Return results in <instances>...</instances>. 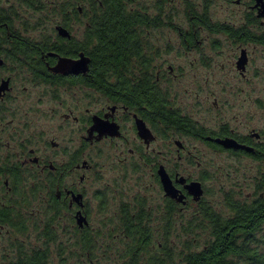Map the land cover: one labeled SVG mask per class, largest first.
Listing matches in <instances>:
<instances>
[{
	"label": "rangeland",
	"instance_id": "374dc122",
	"mask_svg": "<svg viewBox=\"0 0 264 264\" xmlns=\"http://www.w3.org/2000/svg\"><path fill=\"white\" fill-rule=\"evenodd\" d=\"M68 1L0 0V8L7 10L21 34L42 41L56 35V25L63 21ZM130 7L147 9L152 16L161 13L165 20L159 26L144 27L142 38L147 55L154 58V78L159 77L160 90L170 105L210 131L227 127L238 136L251 138L254 144H263L264 44L235 41L208 29L198 31L189 42L180 34V30L189 28V14L202 12L204 7H208L213 22L235 28L248 25V18L254 15L249 2L135 0ZM72 24L74 36L81 39L86 19ZM244 48L249 59L242 74L237 61ZM17 84L12 103L19 110L18 117L0 124L5 143L0 156L6 158L19 150L13 140L14 131L25 129L33 136L39 156L48 155L57 164H70L76 158L79 162L87 160L91 167L75 175L69 172L64 186L76 183L83 189L90 225L81 231L69 213L60 218L49 212V188L41 185L22 210L29 230L19 233L11 227H0V264L16 260L20 246L26 251L47 250L49 264H126L131 242L125 235L122 210L127 207L136 211L141 203L150 213L147 222L153 231L147 255L151 251L160 257L170 253L179 261L183 253L202 249L211 238L210 222L204 217L206 206L228 217V196L244 200L253 198L256 192L264 164L254 157L212 148L202 139L163 126L153 129L157 137L147 147L130 121L125 125L126 138L85 145L86 109L96 108L97 103L92 94L77 87L39 85L24 74H18ZM69 108L82 115L83 132L73 119L64 118ZM52 140L59 143L58 147L50 146ZM177 140L184 145L182 148ZM160 164L199 180L204 189L200 200L171 209L156 175ZM50 189L56 193L57 186ZM48 224L55 235L50 241L43 235ZM88 239L91 243L86 245ZM258 246L264 251V226Z\"/></svg>",
	"mask_w": 264,
	"mask_h": 264
},
{
	"label": "trees",
	"instance_id": "16d2710c",
	"mask_svg": "<svg viewBox=\"0 0 264 264\" xmlns=\"http://www.w3.org/2000/svg\"><path fill=\"white\" fill-rule=\"evenodd\" d=\"M26 1L34 3V0ZM191 16H193L197 31L199 27L204 26L211 32L225 33L235 41L264 44V27H250L256 22L254 16L248 18L246 22L248 25L238 28L227 23L213 22L209 17L208 10L193 11ZM155 18L140 10L126 11L117 4L112 5L98 21L92 18L91 26L87 28L83 49L92 58L91 74H96V76L88 75L84 81L91 86H97L98 80L102 89L112 90V85L115 84L107 83L112 80L111 75H123V72L117 70V67L127 64V79L122 76V80H127V103L138 107L156 128L163 126L167 129H174L184 135L202 139L215 149L230 151L236 155H249L264 164V143H251L255 149L253 152H248L245 149L224 148L208 137L235 136L240 141H246L247 137L238 136L227 127L215 132L199 126L192 118L170 105L167 96L160 90L152 73L142 72L139 74L134 71V64L148 66L153 60L151 55L148 56L145 53L142 27L149 24L157 26L160 20L158 17ZM9 32L18 36L16 39H19V47L24 51L20 63H25L23 59L32 60L30 50L33 48L35 52L33 54L39 56V59H35L34 63L44 65L40 50L47 51L50 47L44 41L39 44L33 42L34 45L28 38L25 39L18 35L12 26L11 15L5 8H0V41L3 39V43H8ZM52 49L63 52L58 45H53ZM98 64L101 67L99 69ZM123 85L121 83V87ZM115 87L120 86L116 84ZM144 106L147 107L145 111L142 108ZM227 206L231 213L228 217L221 215L211 207L204 208V217L210 222L211 238L202 249L183 253L179 261L173 259L170 253L160 257L151 251L147 255L153 244V231L147 222L150 217L149 211L142 203L136 211H130L127 207L123 208L122 221L126 230L125 235L131 242L126 264H264V251L258 246L259 233L264 226V168L257 178L256 192L253 198L242 200L228 196ZM170 208L174 209L175 205L171 203ZM9 215L8 211H4L0 214V218L9 221L11 227L19 233L29 230L26 217L21 212L17 217L18 220H11L13 217ZM49 226L48 224V228ZM50 230L49 228L43 234L49 241L55 239V235L53 232L51 234ZM90 243L91 241L88 239L85 244L89 245ZM19 252L18 258L9 264H49L47 250L26 251L20 246Z\"/></svg>",
	"mask_w": 264,
	"mask_h": 264
},
{
	"label": "flooded vegetation",
	"instance_id": "af4514ba",
	"mask_svg": "<svg viewBox=\"0 0 264 264\" xmlns=\"http://www.w3.org/2000/svg\"><path fill=\"white\" fill-rule=\"evenodd\" d=\"M134 1L135 0L68 1L66 4H64L65 9L63 10V21L56 25V35L54 37L51 36L42 39V41H44L45 44L50 47V49L47 51L40 50L42 53L41 59L44 61V65H38L34 63V60L39 59V56L33 54L35 53L33 48H31V50L29 49L31 51L30 53H32V60L23 59L25 63H20L21 57L24 56V51L19 47V39H16L18 36L9 32V42L5 44L3 43V39L0 41V124H2V122L6 119L14 121L18 117L19 110H17V107L14 106L12 101L15 98L14 93H17L16 89L19 88L17 84L18 74H24V76L29 79L30 82L32 81L38 83L39 85L55 86L57 88L60 86L69 88L77 87L80 89H85L96 98V108L93 107V109H86V114L88 117L86 123L87 126L85 128L86 135L83 134L85 145L88 142L94 144L100 143L102 141L126 138L125 125L127 124V121H130L132 122L133 129L136 131L139 138H141L145 145L149 147L152 141L147 144L145 140L139 135L136 119L138 117L146 122L147 126L155 135V139L157 136L153 129L157 128L151 123V121L147 119V117L143 115L138 107H134L127 103V80H122V76L126 77L127 79V64L119 65L117 67V70L122 71L123 75H111L110 78L112 80L107 82L115 85L118 84L120 87H115V85H112V90H105V88L102 89V87L99 86L100 84L98 80L97 86H91L84 81L85 77H88V75L94 77L96 76V74H91L92 58L86 52V50L83 49L87 28L91 26V19L94 18L93 20L98 21L101 16L106 13V11L114 4L123 7L126 11H134L135 8L130 7V4ZM238 1L241 2L243 0ZM247 1L249 2L250 10L254 14L253 16L256 21L255 24L253 23V25H256L257 28L264 27V18L263 16H260L261 5H258L257 0ZM207 8L208 7H204L202 11L204 12L205 10H208ZM143 12L153 18L157 16L160 20V23H158L157 26L161 25V22L165 23V20L162 19L163 17L161 13L154 17L147 11V9H145V11L143 10ZM190 14L188 16L189 28L180 30V34L187 42L197 37L199 34L198 31H201V29L207 30L204 26H201L197 31L194 20L192 19L193 16ZM84 19H86V27L82 38L78 40L73 34L72 22L83 21ZM12 26L14 27V30L18 32V35L24 37L25 39L28 38L32 43L34 42L39 44V42H42L33 40L21 34L20 31H18L14 26L13 20ZM147 26L151 27L153 25L149 24L144 27ZM59 27L65 28L69 32V35H61L58 30ZM144 27H142V29H144ZM53 45L60 46L63 52L55 49L51 50ZM146 50L147 48H145V53L147 55ZM82 56L88 59L87 70H82L79 73L72 72V63L79 60ZM99 68L101 67L98 64V69ZM133 68L134 71L139 72V74L142 72H150L154 77L155 68L153 60L151 65L139 66L134 64ZM244 72L241 71L242 74H244ZM156 78L155 81L159 85V77L157 79ZM121 83L124 84L123 87H121ZM129 99L131 100V98ZM142 108L144 111L147 109L146 106ZM64 118H66L68 121L73 119L79 126L78 130L80 132L84 131V126L82 125L83 117L81 114H77L74 108H69V111L64 113ZM95 120H97L101 126H98ZM1 131L2 129H0V149L2 146H5L4 140L1 136ZM25 131V129H23V131L20 129H16L14 131L13 140H15L16 146L19 148V150L15 151V153L7 155L6 158L0 156V214L4 211H8L10 214L9 216L13 217L11 220H18L17 217H19L20 212L22 215H24L22 210L29 204L28 200L31 198L30 196L36 193L37 187L45 184L47 188H49L48 198L46 201L47 210L58 215L60 218L63 217L64 213H69L72 216L77 229L84 230V228L90 225V210L86 199V194L83 189H80L76 185V183L70 187H65L64 185L69 172L75 175L82 170L89 169L91 165L87 162V160L79 162L78 158L72 160L70 164H57L51 160L48 155L39 156L37 149H35L33 145V136L29 132ZM231 137H234L243 144L253 146L251 144V138H248L247 136L246 141H240L235 136ZM178 141L179 140L176 142ZM58 145L59 143L55 140L50 141V146L58 147ZM183 146V144L181 146L178 145L179 148H182ZM161 165L164 164H160L156 170V175L160 183L161 178L158 174V170ZM166 170L170 175L175 187L185 195V200L184 202H179L176 198L166 196V194L165 197L177 208H183L191 200L196 201L194 195L189 192L186 186L192 181L199 180L185 176L178 170L169 171L167 168ZM80 180L81 182L85 180V174L81 175ZM51 186H53V188L57 186L56 193H51ZM161 186L163 188L162 183ZM79 194H81L82 197L77 200L76 197ZM79 212H81V214L85 216L88 221V224L84 225L83 227L79 225L77 220V215H79ZM0 227H11V224L9 221L0 218Z\"/></svg>",
	"mask_w": 264,
	"mask_h": 264
},
{
	"label": "water",
	"instance_id": "95a60500",
	"mask_svg": "<svg viewBox=\"0 0 264 264\" xmlns=\"http://www.w3.org/2000/svg\"><path fill=\"white\" fill-rule=\"evenodd\" d=\"M257 1H258V5H261L260 16L262 17V16H264V0H257ZM58 30H59L60 34L63 36L69 35V32L63 27H59ZM0 61H1V59H0ZM87 62H88V59L86 57L82 56L79 60L74 61L72 63L71 71L74 73H79L82 70L86 71L87 70ZM247 63H248L247 50L243 49L241 52V56L239 57V59L237 61L238 69L240 71L244 72L246 70ZM95 121H96V124L98 126H101L97 120H95ZM136 121H137L138 130H139V135L145 140V142L147 144H149L151 141H153L155 139V135L153 134L152 130L147 126L146 122L143 119H140L137 117ZM208 139L215 141L216 143L222 145L224 148H227V149H232V148L233 149H245L248 152H253L255 150L253 146L243 144V143L239 142L237 139H235L234 137H229V136L224 137V138H222V137H216V138L208 137ZM177 144L179 146L182 145V143L180 141H178ZM158 174L161 178V183L163 185L166 196L176 198L179 202H184L185 195L182 194L175 187V185H174V183H173V181H172L170 175L168 174L164 165H161L159 167ZM186 187L189 190V192L192 195H194L196 200H199L204 193V189H203L202 183L200 181H192ZM81 197H82V195L79 194L76 197V199L78 200ZM77 220H78L79 225L82 227L84 225L88 224L86 217L83 216L81 214V212H79V215H77Z\"/></svg>",
	"mask_w": 264,
	"mask_h": 264
}]
</instances>
